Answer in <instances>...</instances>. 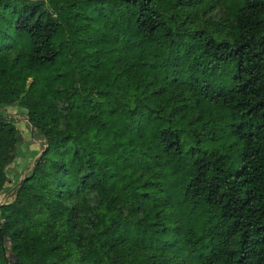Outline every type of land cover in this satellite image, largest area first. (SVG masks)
<instances>
[{"label": "trees", "instance_id": "trees-1", "mask_svg": "<svg viewBox=\"0 0 264 264\" xmlns=\"http://www.w3.org/2000/svg\"><path fill=\"white\" fill-rule=\"evenodd\" d=\"M0 104V264H264V0H0Z\"/></svg>", "mask_w": 264, "mask_h": 264}, {"label": "rangeland", "instance_id": "rangeland-1", "mask_svg": "<svg viewBox=\"0 0 264 264\" xmlns=\"http://www.w3.org/2000/svg\"><path fill=\"white\" fill-rule=\"evenodd\" d=\"M0 113L12 118L22 136L16 144L15 157L6 166L8 180L0 191L1 203L14 197L15 184L31 171L36 157L42 151L43 141L42 138L34 136L33 127L21 106L0 104Z\"/></svg>", "mask_w": 264, "mask_h": 264}, {"label": "water", "instance_id": "water-1", "mask_svg": "<svg viewBox=\"0 0 264 264\" xmlns=\"http://www.w3.org/2000/svg\"><path fill=\"white\" fill-rule=\"evenodd\" d=\"M25 177H22L16 184H15V186L16 185H18L23 179H24ZM0 238H1V242H2V244L4 243V238H3V235L1 234V232H0Z\"/></svg>", "mask_w": 264, "mask_h": 264}]
</instances>
